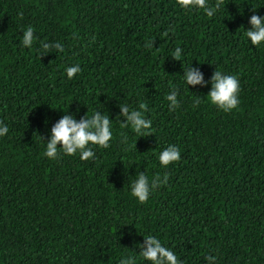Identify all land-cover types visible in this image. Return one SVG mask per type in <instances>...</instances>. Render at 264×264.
<instances>
[{"label":"trees","instance_id":"obj_1","mask_svg":"<svg viewBox=\"0 0 264 264\" xmlns=\"http://www.w3.org/2000/svg\"><path fill=\"white\" fill-rule=\"evenodd\" d=\"M252 10L264 16V0H223L211 18L176 0H0V121L9 128L0 137V264H151L138 246L147 235L182 264H207L209 254L215 264H264V43L244 35ZM29 26L31 48L20 43ZM41 41L64 51L41 56ZM76 64L82 71L68 79ZM189 66L205 84H186ZM216 69L240 83L230 112L207 101ZM169 85L179 90L175 111ZM141 102L146 137L120 126L119 106ZM66 112L109 114L110 146L92 145L90 160L44 156ZM170 144L180 160L164 168L158 154ZM139 172L168 175L143 204L131 196Z\"/></svg>","mask_w":264,"mask_h":264},{"label":"clouds","instance_id":"obj_2","mask_svg":"<svg viewBox=\"0 0 264 264\" xmlns=\"http://www.w3.org/2000/svg\"><path fill=\"white\" fill-rule=\"evenodd\" d=\"M178 6L182 9L203 10L209 18L213 17L223 5V0H215L214 4H210L209 0H176ZM253 14L249 18L250 28L244 33L252 46H260L264 43V16ZM23 19V13L18 14ZM75 36V34H73ZM167 35V33H165ZM37 38L34 36V29L29 26L23 30L20 43L27 48H31ZM154 39L146 42L145 47H154ZM41 56L45 55L51 49L63 52L64 46L60 42H44L41 41ZM183 49L177 47L172 59L180 60ZM68 79H73L76 74L82 71L79 64L66 67L65 69ZM186 84L195 86L205 84L202 73L197 69L189 66L183 73ZM211 89L207 93V101L223 112H230L236 109L239 104L240 83L235 75L224 74L221 70L216 69L211 76ZM170 92L166 96L169 101V111H175L180 107L178 101L179 90L169 85ZM202 102L200 95H194L193 105L198 106ZM148 105L141 102L138 109H131L127 105L119 106V116L123 117L121 127L126 128L129 125L133 131L140 136L146 137L152 135V120L146 119L144 113L147 112ZM9 131L7 125L0 121V137L6 135ZM44 141L43 136H39ZM113 139L112 120L109 114L102 112H93L90 117L84 115L79 120L75 119L72 114L66 112L50 129V136L46 141V149L43 153L49 159L56 160L60 156V150L64 155L72 156L77 152L80 154L81 160H90L95 158V152L92 145L101 148H108L110 141ZM59 145V147H58ZM158 160L162 167L167 168L170 164L180 160V149L174 145H168L158 154ZM168 175L163 178L159 174L155 175L151 181L144 172H139L137 177L131 183V196L136 198L139 203H146L149 199L150 192L157 187L166 184ZM140 248V256L151 264H182L176 253L164 246L161 241L152 236L144 237L143 244L138 245ZM207 264H215L216 257L207 255L205 257ZM120 264H136L134 256L121 258Z\"/></svg>","mask_w":264,"mask_h":264}]
</instances>
